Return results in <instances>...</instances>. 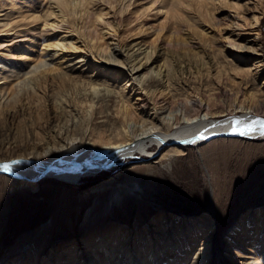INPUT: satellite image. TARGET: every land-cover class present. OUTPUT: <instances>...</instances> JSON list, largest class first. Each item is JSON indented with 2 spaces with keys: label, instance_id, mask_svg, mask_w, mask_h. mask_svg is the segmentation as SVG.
I'll return each instance as SVG.
<instances>
[{
  "label": "rangeland",
  "instance_id": "rangeland-1",
  "mask_svg": "<svg viewBox=\"0 0 264 264\" xmlns=\"http://www.w3.org/2000/svg\"><path fill=\"white\" fill-rule=\"evenodd\" d=\"M209 1L214 2L211 13L199 14L205 9L196 2L192 5L196 9H182V24L175 21L171 10L166 11H176L168 2L166 7H158L155 0H133L127 9L107 7V19L118 25L111 44L119 41L160 46L155 62L144 69L147 73L163 60L175 58L176 66L190 55L211 58L213 66L175 77L169 94L176 102L197 98L200 93L219 94L224 88L228 94L220 93L219 99L229 106L230 90L264 91V73L255 75V69L250 73L245 70L258 54L241 50L244 56L240 59L223 46L226 36L238 32L226 25L228 16L236 12L231 5L238 2L241 14L248 19L260 16L258 24L244 27L250 32L239 39L244 45L250 41L256 44L264 57V0ZM49 9L50 0H0V19L14 21L12 30L0 34V43L7 44V53L20 55H0V77L4 73L8 76L0 99L7 97L11 87L14 91L0 105L1 160L36 157V153L47 157L48 140L52 144L53 135L64 126L62 117L69 109L65 105L73 101L82 109L85 106L81 85L71 80L59 78L54 72L35 83L27 78L35 60L45 61L43 68L55 64L58 55L53 48L50 53L43 52L45 34L32 33L30 22L18 20L23 14L43 15ZM90 9L99 13L101 6L92 5ZM192 13L206 19L196 24L198 30L191 21L199 18ZM84 22L83 27L91 24ZM175 26L184 32L174 31ZM199 30L208 33L200 35ZM187 34L205 49L199 51L191 43L181 47L180 38ZM170 36L178 40L170 43ZM183 51L190 55L181 56ZM25 53L31 55L29 61L23 60ZM71 74L93 79L90 68H77ZM108 81L115 89L122 88L120 81ZM259 105H254L255 112L264 116V103ZM97 123L95 134L94 130L104 127L102 122ZM155 149L152 147V151ZM155 152L152 156L129 153V158L76 183L43 177L36 184H24L21 179L0 173V264H133L135 256L142 259L141 264H191L209 234V254L203 256L202 264L254 260L249 255L260 253L264 245V136L220 135L197 147L166 145ZM260 260L264 264V258L258 263Z\"/></svg>",
  "mask_w": 264,
  "mask_h": 264
},
{
  "label": "bare ground",
  "instance_id": "bare-ground-1",
  "mask_svg": "<svg viewBox=\"0 0 264 264\" xmlns=\"http://www.w3.org/2000/svg\"><path fill=\"white\" fill-rule=\"evenodd\" d=\"M132 1L50 0L51 9L47 10L45 14L26 13L19 17L18 21L25 19L27 23H31L32 33L38 31L39 34H45L46 41L43 44V52L50 53L53 48L54 53L58 55L55 64L43 68L45 61L35 60V67L31 72L27 71L30 73L27 78L35 83L43 77L46 78L48 72H54L59 78L69 80V82L71 80L77 86L81 85L86 100H84L83 109L79 105L77 106V102L72 104L73 101L65 105V107L68 105L69 109L66 107L68 110L63 112L64 126L59 127L53 135L52 144L48 140L47 152L49 155L47 157L38 156L36 153L38 150L35 149L36 157L20 156L10 160L0 159V161H7L11 167L8 169L0 165V173L11 176L13 180L21 179L24 184H36L43 177H53L76 183L84 176L95 175L105 167L129 158V153L152 156V153H156L155 150L162 149L166 145L182 149L197 147L209 136L225 132L230 135L246 137L264 136V116L259 115L258 112L257 114L254 109L255 104L264 103V97H262L264 91L261 89L260 92L249 93L230 90L228 96L231 97L232 103L229 106H225L226 103H222L219 99L220 93L228 94L224 92V88L218 91L219 94L216 92L205 95L199 92L197 98H185L178 102L170 96V89L172 83L175 82V77L187 76L193 71H200L204 66H213L211 58L198 57L197 53H194L198 57L195 59L189 52L183 51L181 56L190 55V58L177 62L176 66L175 58L174 62L163 60L147 73L144 69L155 62L156 57L160 54V46L158 47L155 43L142 44L138 42L122 44L119 41L114 45L111 44L110 39L116 35L118 25L107 19V14L110 12L107 7L114 9L115 6H118L120 10H123L130 7ZM218 1L222 2L223 0ZM155 2L160 4L158 7H166L167 2L175 7V12L171 8H167L166 11L171 10L176 18L175 21L181 24L185 18L181 12L182 9L190 10L193 3L196 2L197 6H202L201 8L205 9L199 14L209 13L210 5L214 3L209 0H155ZM237 3L231 5L228 2L234 6L236 12L233 15L228 14V19L225 21L228 27H234L238 32L233 37L226 36L223 46L224 49L234 52V55L240 59H243L244 56L241 50L258 54L254 64L245 70L250 73L253 71L252 69H255V75H261L264 73L263 53L253 42L250 41L249 45H244L239 39L244 33L250 32L245 31L244 27L251 23L252 27L258 24L260 16L253 15L252 19H248L241 14V5H237ZM92 5L101 6L99 13L90 9ZM194 15L198 16V14ZM204 16L207 18V15ZM198 18L195 22L191 21V24L199 25L206 20L199 16ZM203 19L205 20L202 21ZM85 20L90 21V26L87 23L88 27H83ZM13 24L14 21L4 22V19H0V34L12 30ZM2 25L5 27L1 28ZM175 29L174 31L180 34L184 32L182 27L180 29L175 26ZM202 30H199L198 34L200 32V35L208 33ZM188 33L193 34V30H189ZM189 34L181 35L182 38L179 37L180 44H183L181 47H187L188 43H191L200 48L199 51H203L206 46L204 47L200 42L197 44L192 42ZM172 36H170V43L178 40L176 38L175 41V37L172 40ZM31 41L33 44L34 39ZM6 46L7 44L0 43V55L20 56L7 53ZM240 54L241 56H239ZM30 56L29 53H25L22 57L24 61H29ZM77 68L83 70L90 68L93 79L84 80L78 76H72L71 73ZM102 75H106L108 78L101 80ZM7 79L6 73L0 77V95L4 94L3 90H5ZM107 79L112 82L120 81L122 88L115 89ZM262 85H264V78ZM8 90L7 97L0 99V105L4 104L7 98L13 96V88ZM65 98L62 99L65 100ZM62 99L55 100L59 102ZM165 111H168L166 115ZM149 112L150 116H144L149 115ZM153 114L155 115L151 116ZM97 122H102L104 127L94 130L97 131L95 134L93 129L98 127ZM93 124L95 127L92 126ZM88 129L89 133L86 132ZM77 141L80 143L76 144ZM154 146L156 149L152 151ZM51 166H58V168L47 170ZM46 170L48 172L44 173V176L35 180ZM119 237L120 235L115 239ZM211 237L209 234L206 239L202 240L199 252L191 264L203 263V256L209 254L210 243L208 241H211ZM151 244L154 245L153 242ZM260 250V253L255 256L249 255L250 258L254 257V260L240 262V264H263L261 260L258 263V259L264 258V245ZM141 260L135 256L132 263L141 264Z\"/></svg>",
  "mask_w": 264,
  "mask_h": 264
},
{
  "label": "water",
  "instance_id": "water-1",
  "mask_svg": "<svg viewBox=\"0 0 264 264\" xmlns=\"http://www.w3.org/2000/svg\"><path fill=\"white\" fill-rule=\"evenodd\" d=\"M220 135H230L229 133H227V132H225V133H220V134H214V135H211V136H209L208 138H206L205 139V141H203V143L204 142H207L208 140H211V139H213V138H215V137H217V136H220ZM0 165L1 166H3V167H5V165H7V167H5V168H8V169H10L11 167L9 166V163L7 162V161H0ZM53 166H51V167H49L47 170H53L54 168H58V166L57 167H53ZM44 171L43 172V174H40L35 180H38L41 176H44V173L46 174L48 171ZM16 175H18L17 173H15ZM19 177H21L20 175H18Z\"/></svg>",
  "mask_w": 264,
  "mask_h": 264
},
{
  "label": "snow or ice",
  "instance_id": "snow-or-ice-1",
  "mask_svg": "<svg viewBox=\"0 0 264 264\" xmlns=\"http://www.w3.org/2000/svg\"><path fill=\"white\" fill-rule=\"evenodd\" d=\"M5 167H7V165H5Z\"/></svg>",
  "mask_w": 264,
  "mask_h": 264
}]
</instances>
